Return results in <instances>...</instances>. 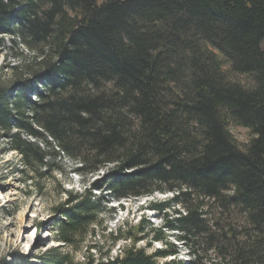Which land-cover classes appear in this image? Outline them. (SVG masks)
<instances>
[{
	"label": "trees",
	"instance_id": "16d2710c",
	"mask_svg": "<svg viewBox=\"0 0 264 264\" xmlns=\"http://www.w3.org/2000/svg\"><path fill=\"white\" fill-rule=\"evenodd\" d=\"M3 36L32 52L0 76L16 171L64 154L88 183L55 207L57 241L77 250L91 236L83 260L56 247L47 264H183L173 231L189 264L202 251L209 264H264V0H0ZM155 192L172 193L145 206L163 224L103 228L102 252L106 203Z\"/></svg>",
	"mask_w": 264,
	"mask_h": 264
},
{
	"label": "rangeland",
	"instance_id": "374dc122",
	"mask_svg": "<svg viewBox=\"0 0 264 264\" xmlns=\"http://www.w3.org/2000/svg\"><path fill=\"white\" fill-rule=\"evenodd\" d=\"M18 51L32 53H29L21 41L15 44L10 37L3 36V42L0 43V76L5 80L11 76L10 66L18 63L16 57ZM231 129L240 141H249L251 137L249 129L242 126ZM6 147L5 139L0 137V264H21L18 259L20 260L22 256V262L26 264H47L48 256L45 255L48 250L56 247L61 252L69 253L73 262L82 261L83 252L86 250L84 246L91 240V236H88L87 241L81 244L79 249L73 250L56 240L54 227L60 218L55 207L66 200L67 190L78 192L85 189V184L88 186L82 176L74 172L75 163L62 154L61 157L53 159L48 157L49 166L43 167L36 174L16 171L20 165L19 153ZM103 172L100 170L96 174H89L85 177L86 182L101 179ZM93 193L100 192L93 190ZM171 196L172 193L155 192L150 196L121 201L110 200L106 203L107 207L111 206L114 210L102 215L104 222L102 226L96 227V233L99 234L96 238L99 244L103 245L102 252L108 251L111 244L109 239L102 237L103 228L106 229L103 232L109 236L111 232L115 234V230L126 222L136 225L143 218L150 221L153 227H159L164 220L157 213L145 209V206L151 201L166 200ZM124 227L126 229L127 225ZM177 234V231H173L169 240L178 245L180 251L177 259L182 260L183 264H189L191 253L189 254L188 248L176 239ZM128 243V240L121 239L110 249V254L117 255L123 245ZM162 246L163 243L160 241H153L151 247H147L145 241L137 243V247H146L149 253ZM212 256L210 252L202 251L201 264H209ZM170 258L173 256L163 261Z\"/></svg>",
	"mask_w": 264,
	"mask_h": 264
}]
</instances>
